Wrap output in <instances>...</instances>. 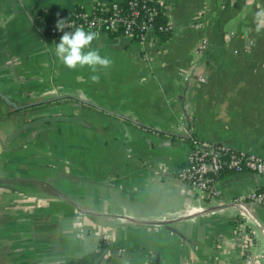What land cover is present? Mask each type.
Returning <instances> with one entry per match:
<instances>
[{
    "label": "crops",
    "instance_id": "1",
    "mask_svg": "<svg viewBox=\"0 0 264 264\" xmlns=\"http://www.w3.org/2000/svg\"><path fill=\"white\" fill-rule=\"evenodd\" d=\"M110 1L0 0V92L26 108L0 96V264H67L101 241L94 264H264V206L245 202L264 173L224 171L207 198L176 176L191 138L264 158V0H156L166 40L93 31L85 50L110 64L69 68L51 17ZM38 107L83 123L10 138Z\"/></svg>",
    "mask_w": 264,
    "mask_h": 264
},
{
    "label": "built area",
    "instance_id": "2",
    "mask_svg": "<svg viewBox=\"0 0 264 264\" xmlns=\"http://www.w3.org/2000/svg\"><path fill=\"white\" fill-rule=\"evenodd\" d=\"M159 8L156 0L110 1L96 6L91 12H73L65 18L52 20L46 30L57 41L63 31H67L69 27L73 29L81 27L92 32L104 30L129 38H138L148 31L168 32L170 26L167 23H157ZM59 20L66 24L63 30L57 28ZM231 35L232 33H226L223 39L228 40ZM206 44V39H201L196 51L202 53ZM200 80L202 81L203 78L201 77ZM224 171H251L263 174L264 158L251 152L234 151L191 138L186 163L177 171L176 176L196 190L201 198H207L219 195L220 190L216 184L219 175ZM245 202L264 206V186L251 191L246 196ZM239 203L240 201L237 200L233 202L235 205ZM162 220L168 221V219Z\"/></svg>",
    "mask_w": 264,
    "mask_h": 264
},
{
    "label": "clouds",
    "instance_id": "3",
    "mask_svg": "<svg viewBox=\"0 0 264 264\" xmlns=\"http://www.w3.org/2000/svg\"><path fill=\"white\" fill-rule=\"evenodd\" d=\"M66 24L57 21L58 30H63ZM96 36L95 32L86 31L81 27L70 28L63 31L55 45V55L69 68H74L77 65L107 66L110 60L107 57L101 56L95 49L85 50L86 47ZM93 80L97 79L96 76L92 77Z\"/></svg>",
    "mask_w": 264,
    "mask_h": 264
},
{
    "label": "trees",
    "instance_id": "4",
    "mask_svg": "<svg viewBox=\"0 0 264 264\" xmlns=\"http://www.w3.org/2000/svg\"><path fill=\"white\" fill-rule=\"evenodd\" d=\"M79 11H80V9L77 8V9H75L74 12H79ZM67 16L65 15L64 12H60L51 18L62 19V18H65ZM160 22L165 23L166 19H165L164 15H162V12L160 11V8H159L157 23H160ZM157 32L159 33L161 38H163L165 40H166V38L169 37V33H166V32L164 33V32H160V31H157ZM41 104H44V103L42 102ZM86 105H91V104H86ZM33 106H36V105H31V108ZM24 109H26V108H24ZM105 247H106V244H104L101 241V243H99L98 248L96 250L87 252V253L79 256V257L70 259V260H68L67 264H94L102 258ZM134 253H135V256L132 260V262L134 264H141L140 260H139V256H142V255L146 256V258L143 259L144 262L146 261L147 264H152L153 257H150V255L148 253H146V251L139 250V251H136Z\"/></svg>",
    "mask_w": 264,
    "mask_h": 264
},
{
    "label": "water",
    "instance_id": "5",
    "mask_svg": "<svg viewBox=\"0 0 264 264\" xmlns=\"http://www.w3.org/2000/svg\"><path fill=\"white\" fill-rule=\"evenodd\" d=\"M0 96L8 103H10L15 110H21V111H24L25 107L24 106H18L16 103L14 102H11L5 95H3L1 92H0ZM70 102L75 103L76 105H80L79 102H83L82 100L80 101H76V100H70ZM39 103L41 102H35V103H32L31 105H38ZM31 105H28L29 107H31ZM24 107V108H23ZM58 121H67V122H75V123H79V124H82L83 121L80 120L79 118L75 117V116H62V115H44V116H40V117H35V118H32L30 120H27V121H24L22 124H20L15 130H13L10 134V138L12 137H15L19 134H21L22 132L28 130L29 128L37 125V124H41V123H50V122H58ZM2 150V144L0 143V151ZM77 208H79V206H76ZM170 220L168 221H163V220H158V221H154V222H151V221H143V222H146V223H153V224H156L157 222L161 223V224H165V223H168ZM158 259L156 258V263H157Z\"/></svg>",
    "mask_w": 264,
    "mask_h": 264
},
{
    "label": "rangeland",
    "instance_id": "6",
    "mask_svg": "<svg viewBox=\"0 0 264 264\" xmlns=\"http://www.w3.org/2000/svg\"><path fill=\"white\" fill-rule=\"evenodd\" d=\"M126 62H127L128 66H129V68L131 67V65H132V67L134 68V66H135V65H134V60L128 58V60H127ZM40 109H41V108L38 107V108L31 109V110H29V111L27 110V112H24V113L27 114V115H25V120H24V121L30 120V119L35 118V117L44 116L43 114L40 113V112H41ZM37 112H38V113H37ZM29 114H31V117L28 116ZM24 121H23V122H24ZM42 124H45V123H41V125H42ZM35 126H36V125H35ZM31 128H32V127H31ZM8 168H9V169H12L13 167H12V166H9ZM31 169H33V168H31ZM31 171H33V170H31ZM31 173H32V172H31ZM84 182H85V181H84ZM85 184H86V185H89V187H88V186H85V189L88 188L87 190H84V191H85V194H86V191L88 192L89 190H91L92 187H91V182H90V181L85 182ZM89 195H90V194H89ZM90 196H91V195H90ZM62 198H63V199H66V198L63 197V196H62ZM74 206L76 207L77 204H74ZM183 216H185V213H184V215H183V214L180 215V217H183ZM257 232H258V234H259V231H257ZM261 248L264 249V245H262L259 249L261 250ZM144 258H146V256H144V255L139 256V260H140V263H141V264H145V263H144V260H143ZM101 259H102V258H101ZM101 259H100V260H101ZM244 260H245L246 263H250V262L252 263L253 256H252L251 254H250V255L248 254V256L244 258Z\"/></svg>",
    "mask_w": 264,
    "mask_h": 264
}]
</instances>
